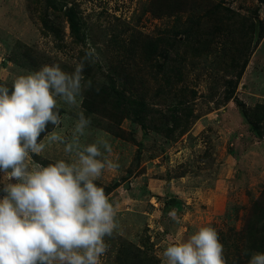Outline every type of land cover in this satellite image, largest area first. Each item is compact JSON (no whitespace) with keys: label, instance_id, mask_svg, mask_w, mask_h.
Here are the masks:
<instances>
[{"label":"rangeland","instance_id":"obj_1","mask_svg":"<svg viewBox=\"0 0 264 264\" xmlns=\"http://www.w3.org/2000/svg\"><path fill=\"white\" fill-rule=\"evenodd\" d=\"M93 49L81 139L103 135L119 164L98 181L119 205L103 264H163L167 244L204 226L226 264L264 253V0H0V85L45 64L71 72ZM60 116L70 138L76 113ZM64 158L62 145L32 156Z\"/></svg>","mask_w":264,"mask_h":264},{"label":"clouds","instance_id":"obj_2","mask_svg":"<svg viewBox=\"0 0 264 264\" xmlns=\"http://www.w3.org/2000/svg\"><path fill=\"white\" fill-rule=\"evenodd\" d=\"M94 57L89 50L71 72L45 64L15 77L11 90L0 85V264H103L109 251L105 238L117 232L119 205L98 181L119 164L103 135L91 143L81 139L92 123L81 105L92 87L85 66ZM61 104L76 113L70 138L56 130ZM52 145L63 146L64 159L47 166L33 161ZM169 216L180 222L174 211ZM159 258L163 264H226L210 226L173 240ZM248 264H264V253H253Z\"/></svg>","mask_w":264,"mask_h":264},{"label":"trees","instance_id":"obj_3","mask_svg":"<svg viewBox=\"0 0 264 264\" xmlns=\"http://www.w3.org/2000/svg\"><path fill=\"white\" fill-rule=\"evenodd\" d=\"M65 14L68 17L71 32L73 34L78 33V31L80 30V28H79V19L77 17V13H76L75 9L72 8V7H70L69 10L65 11ZM151 51H153L155 53V50H151ZM120 91H118L117 94H120L121 95V98H120L121 100H123L124 97L128 98L124 92H120ZM256 108L257 109H264V103L263 104L262 103L257 104ZM51 126L52 125H50V127ZM48 130H49V128H48ZM134 259L135 258H133V254H131V253L126 254L125 257H124V261L127 262V263H132V261ZM120 260H121V257H120ZM141 261L144 262L145 259H142Z\"/></svg>","mask_w":264,"mask_h":264},{"label":"water","instance_id":"obj_4","mask_svg":"<svg viewBox=\"0 0 264 264\" xmlns=\"http://www.w3.org/2000/svg\"><path fill=\"white\" fill-rule=\"evenodd\" d=\"M127 187V186H126Z\"/></svg>","mask_w":264,"mask_h":264}]
</instances>
